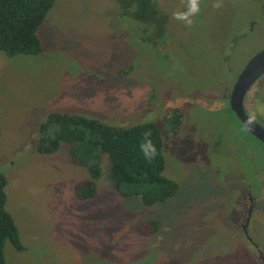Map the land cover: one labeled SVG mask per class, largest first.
<instances>
[{
  "label": "rangeland",
  "instance_id": "374dc122",
  "mask_svg": "<svg viewBox=\"0 0 264 264\" xmlns=\"http://www.w3.org/2000/svg\"><path fill=\"white\" fill-rule=\"evenodd\" d=\"M123 1L56 0L38 32L40 54L0 51V173L8 178L7 209L25 246L21 251L7 241V264H170L174 254L197 252L213 234L212 221L220 226L245 207L237 189L225 195L241 182L223 183L226 171L240 170L243 160L235 166L236 159H245L249 148L240 138L239 147L231 148L243 125L229 98L221 97L264 48V0H223L220 9L213 8L215 0H200L191 27L174 18L186 10V0H156L164 23L150 24L148 35L139 28L147 24L125 12ZM164 40L166 53L159 50ZM256 93L264 98V91ZM245 108L256 114L259 102ZM175 109L184 121L173 136L169 121ZM54 111L86 113L120 126L155 122L164 139V174L180 184L177 196L152 206L122 196L105 156L97 194L78 197L77 183L91 173L72 159L71 145L53 153L37 148L39 124ZM148 220L166 227L158 237L137 233V224ZM216 246L220 258L208 264H225L228 255L242 259L238 251Z\"/></svg>",
  "mask_w": 264,
  "mask_h": 264
},
{
  "label": "trees",
  "instance_id": "16d2710c",
  "mask_svg": "<svg viewBox=\"0 0 264 264\" xmlns=\"http://www.w3.org/2000/svg\"><path fill=\"white\" fill-rule=\"evenodd\" d=\"M56 0H0V51L8 55L40 54L44 48L38 35ZM135 7L139 19L156 20L159 14L155 0H126L122 5ZM125 7V8H126ZM169 121V134L176 136L184 119L178 109ZM151 132L157 155L149 161L140 150L143 134ZM40 153H53L63 143L71 145V157L90 169L91 177L76 185L78 197L93 198L103 175L104 157L110 163L109 176L114 188L125 197L137 196L146 206L177 196L180 184L164 174L166 158L161 128L155 122H140L129 126L111 124L86 114L54 111L47 114L38 129ZM8 178L0 173V264H7L6 242L23 251L18 225L7 209ZM160 229L157 220L137 224L140 235H153Z\"/></svg>",
  "mask_w": 264,
  "mask_h": 264
},
{
  "label": "flooded vegetation",
  "instance_id": "af4514ba",
  "mask_svg": "<svg viewBox=\"0 0 264 264\" xmlns=\"http://www.w3.org/2000/svg\"><path fill=\"white\" fill-rule=\"evenodd\" d=\"M131 7H126L125 12L129 13V15L132 18L134 17L136 20L147 24V26L139 27L141 30H145L144 33H146V35H148L151 32L150 24L153 25L155 24V26H159L160 24L164 23L163 19L161 21L160 11L156 17V20L148 21L137 18L136 15H134V12L131 10ZM157 7L159 8L158 4ZM130 25L134 30L137 23L135 20H132L130 22ZM245 35L246 34L244 33V36ZM240 40H241V36L238 37L232 43V45L235 47L240 43ZM139 41L140 43H142L144 40H141L140 38ZM165 41L167 40L159 41L160 43L159 50L161 49L160 51H162L163 53L166 52H164L161 46H163V44L166 43ZM168 42H170V40H168ZM258 82L260 83H258L259 84L257 85L258 87H256V89L253 91V96L251 97L247 96L245 99V104L248 103L249 105H253L255 102H259V108L255 114L256 116L255 122H257L260 126L264 128V98L257 99L258 95L256 93L259 90L264 91V75L258 80ZM230 94L224 95V97H221V99L225 100L229 98L227 100L228 104L227 103L226 104L228 105V107L230 106V109L236 114V112L231 108ZM226 104H224L223 107ZM223 107L221 108V110L223 109ZM238 119L240 120L243 126L241 128L240 127L236 128L237 131L234 133L235 138L227 134L228 138H233L236 143L234 146H231V148L236 149L239 147L240 144L239 138H240L244 144H246V142L248 143L247 150L248 148L249 150L246 154L245 159L242 156H240L239 159H236L235 166L238 165V160L241 159L243 160L241 162L240 170H235L233 173L227 170L225 173V178L223 183H226L227 180H229L231 183L237 180L241 181L239 189L238 187L234 188L231 186L232 188L230 187L225 191V195L226 194L227 196L233 195V193L237 189L235 194L237 192L240 193V200L242 201L245 200V207L243 208L242 205L240 206L241 210L237 211L233 206L232 201L226 197H223L222 200H224L227 204L232 205L235 209L234 212H231V217L227 216V220L226 217H224V219L220 221L221 223L220 226H217V224L214 223V221H212V223L210 224L211 227L213 228V234L207 239V241H205V243L199 246L197 252L188 254V256L183 254L185 252L182 251V253H178L177 255L174 254L172 257H169L170 262L173 261L174 264H208V262H211L212 259L214 260V258L215 260H217L218 258H220V255H218L213 250L214 248H219L216 245H223L227 248H230L231 250H236L242 256V259H238L237 257L228 255V259L225 264H253V263L264 264V141L259 137H257L255 134H253L252 131L241 121L239 117ZM223 135L219 138V141H224ZM253 140L258 142L261 146L260 147L251 146L249 143ZM243 147L245 148V146ZM261 155L262 157L259 159ZM244 167H246V170L244 169ZM219 168L220 165L217 167L218 172L220 173L221 169L219 170ZM220 179L218 180V182L222 181V177H220ZM213 215L218 217V211H214ZM158 221L160 222V220ZM160 227H161L160 230L166 228L165 226H161V224ZM157 233L155 234L158 237ZM188 246L191 245H185L183 249H185ZM154 249L159 250V247H154ZM213 251L215 252L214 255H213L214 253ZM178 256H181V258L177 259L176 257ZM224 257L225 256H223V258ZM173 262H171L170 264H172Z\"/></svg>",
  "mask_w": 264,
  "mask_h": 264
},
{
  "label": "water",
  "instance_id": "95a60500",
  "mask_svg": "<svg viewBox=\"0 0 264 264\" xmlns=\"http://www.w3.org/2000/svg\"><path fill=\"white\" fill-rule=\"evenodd\" d=\"M264 75V48L255 54L242 70L234 83L230 94L231 108L236 112L241 121L264 141V128L257 122L248 125L249 115L245 109V99L252 86Z\"/></svg>",
  "mask_w": 264,
  "mask_h": 264
},
{
  "label": "clouds",
  "instance_id": "9594fccd",
  "mask_svg": "<svg viewBox=\"0 0 264 264\" xmlns=\"http://www.w3.org/2000/svg\"><path fill=\"white\" fill-rule=\"evenodd\" d=\"M213 8L220 9L224 6L223 0H215L213 3ZM200 13V0H186V10L178 11L174 13V18L178 21L184 23L186 27H191L193 25L192 17ZM256 120L255 114L249 116L247 121L248 125H252ZM144 140L140 144V150L143 152L144 157L151 161L157 155V150L155 145L151 140V132L146 131L144 134Z\"/></svg>",
  "mask_w": 264,
  "mask_h": 264
}]
</instances>
